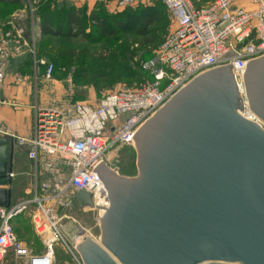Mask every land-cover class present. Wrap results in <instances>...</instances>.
Masks as SVG:
<instances>
[{"label":"water","instance_id":"water-1","mask_svg":"<svg viewBox=\"0 0 264 264\" xmlns=\"http://www.w3.org/2000/svg\"><path fill=\"white\" fill-rule=\"evenodd\" d=\"M232 69L198 76L140 127L137 177L93 170L107 192L100 238L76 246L83 264H264V56L241 82ZM14 148L0 137L7 210ZM74 199L95 207L86 190Z\"/></svg>","mask_w":264,"mask_h":264},{"label":"built area","instance_id":"built-area-1","mask_svg":"<svg viewBox=\"0 0 264 264\" xmlns=\"http://www.w3.org/2000/svg\"><path fill=\"white\" fill-rule=\"evenodd\" d=\"M110 1L129 8L148 0H97ZM161 1L177 26L155 57L143 63L142 69L150 77L147 82L136 88L124 87L96 105L35 108L32 135L16 141L27 147L35 164L33 196L17 208H0V263L12 254L20 264H55V245L61 244L83 264L76 246L89 234L77 227L69 240L64 239L60 222L65 217L58 210L75 206L78 190L93 195V209L103 206V191L107 190L91 173L104 162L105 153L119 143L133 145L140 127L198 76L232 64L241 82L244 65L264 56V0ZM9 57L1 44L0 89ZM48 71L51 75L53 67ZM27 205L33 206L30 214L43 238V252H34L13 228V218Z\"/></svg>","mask_w":264,"mask_h":264},{"label":"rangeland","instance_id":"rangeland-1","mask_svg":"<svg viewBox=\"0 0 264 264\" xmlns=\"http://www.w3.org/2000/svg\"><path fill=\"white\" fill-rule=\"evenodd\" d=\"M21 1L23 6L0 4V45L4 44L14 56L18 51L24 53L23 63L27 62L29 66L18 73L30 78L36 106L62 108L76 103L96 105L107 95L124 87L140 86L150 79L142 69L143 63L155 57L159 45L177 26L173 21L167 32H158L157 37L143 36L146 30L141 14L145 10L153 14L162 5L160 0L138 1L129 8H120L112 1L99 3L97 0ZM39 5L56 10L59 20L64 15L59 11L61 8L79 10L87 34L70 42L55 36L41 37L40 21L36 14ZM95 16L103 21L106 37L93 24L91 18ZM120 22L124 28L118 27ZM153 28L151 26L150 31ZM28 32L29 36H26ZM154 41L157 43L152 45ZM13 59H7L9 66L7 63L6 76L11 72ZM51 66L53 71L49 75ZM14 143L16 147V141ZM104 164L122 177L134 178L139 175L137 151L132 145L119 143L110 149L105 153ZM26 167L28 170L29 166ZM25 182L18 180V186ZM58 211L60 216L65 217L60 222L62 227H83L94 240L100 238L102 230L97 209L71 205ZM39 249L42 250L40 244ZM3 264L20 263H16L14 256L9 254ZM55 264L78 262L64 246L57 244Z\"/></svg>","mask_w":264,"mask_h":264},{"label":"crops","instance_id":"crops-1","mask_svg":"<svg viewBox=\"0 0 264 264\" xmlns=\"http://www.w3.org/2000/svg\"><path fill=\"white\" fill-rule=\"evenodd\" d=\"M25 35L28 36L27 33ZM23 56L24 53L19 51L15 56L12 52L10 53L9 58H16L12 60L11 72L7 73L5 83L0 89V137L6 136L14 141H17L18 138H29L32 135L35 108L37 107L32 95L33 88L30 78L18 73L19 70L29 66L27 62L23 63ZM26 166H29L28 170ZM12 177V183L8 186L12 193L11 207L17 208L26 200L32 198L35 185V164L28 157L27 147H22L18 143L14 148ZM41 178L44 179V177ZM18 180L26 182L19 187ZM32 208L31 205H27L26 208L24 206L22 211L13 218L12 225L19 239L25 242L34 252L39 253L45 250V244L31 217ZM61 232L64 239L69 240L76 229L62 227ZM31 236L39 241L42 250L39 249V244L36 247L33 246L34 243L28 241Z\"/></svg>","mask_w":264,"mask_h":264},{"label":"trees","instance_id":"trees-1","mask_svg":"<svg viewBox=\"0 0 264 264\" xmlns=\"http://www.w3.org/2000/svg\"><path fill=\"white\" fill-rule=\"evenodd\" d=\"M5 3L16 4V6H23L21 0H0V4ZM156 9L157 10H154L153 14L146 10L141 14L144 17L143 19H145L143 20V26L145 28L144 31H146L143 36L150 35L152 37H157L156 34H158V32H167L173 23L172 15L163 2L162 5H160ZM59 11L64 12V15L60 16V20L56 17V10H52L48 6L39 5L38 12L36 14L38 15V19L40 21V36L60 37L67 42H70L71 40L79 37H85L87 33L82 13L75 8H61ZM93 19L96 21H93ZM91 20L93 24H96L95 26L99 28V33L106 37L107 34L105 32L106 29L103 21L97 20L96 16L92 17ZM118 24L119 28L125 27L121 24V22ZM151 26H154V28L150 31L149 28H151ZM27 35L29 36V32L27 33ZM155 43H157V41H154L152 45H154ZM28 241L30 243H34L35 245L33 246L38 247L39 241L34 236H31Z\"/></svg>","mask_w":264,"mask_h":264},{"label":"flooded vegetation","instance_id":"flooded-vegetation-1","mask_svg":"<svg viewBox=\"0 0 264 264\" xmlns=\"http://www.w3.org/2000/svg\"><path fill=\"white\" fill-rule=\"evenodd\" d=\"M100 172L102 173V174H105L107 171H106V169L103 167V165L100 167ZM75 205H78L77 203L75 204ZM79 206V205H78ZM96 209V208H95Z\"/></svg>","mask_w":264,"mask_h":264}]
</instances>
